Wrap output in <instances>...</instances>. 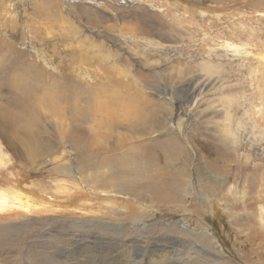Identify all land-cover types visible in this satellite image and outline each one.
<instances>
[{
    "label": "rangeland",
    "instance_id": "obj_1",
    "mask_svg": "<svg viewBox=\"0 0 264 264\" xmlns=\"http://www.w3.org/2000/svg\"><path fill=\"white\" fill-rule=\"evenodd\" d=\"M55 1L0 0V264H264V0Z\"/></svg>",
    "mask_w": 264,
    "mask_h": 264
},
{
    "label": "bare ground",
    "instance_id": "obj_2",
    "mask_svg": "<svg viewBox=\"0 0 264 264\" xmlns=\"http://www.w3.org/2000/svg\"><path fill=\"white\" fill-rule=\"evenodd\" d=\"M238 0H209V2H214L215 4L216 3H218L219 5H217V6H224L225 4L226 5H231V4H234V3H236ZM53 2H54V4L56 5V6H60L59 4H61L60 2H57V1H55V0H53ZM37 3V2H36ZM42 3H44V2H42ZM257 4V3H256ZM262 5H264V3L262 4ZM35 6V5H34ZM37 6V5H36ZM38 8H40L41 10H42V12L41 13H46L47 15H50L51 14V11L52 10H54V9H52L51 7H49L48 6V4L45 2V5L43 4V5H39L38 6ZM205 13V12H204ZM202 14V13H201ZM199 15V14H198ZM128 21V20H127ZM131 24H127V26H126V28L128 29V30H132V27L130 26ZM108 27L109 28H111L109 25H108ZM137 28V27H136ZM142 27H140V28H138L137 29V31H138V33L139 34H143V35H146V34H148L149 32L147 31L148 29H141ZM135 32V31H134ZM132 34V33H131ZM150 36H154V32H151L150 34H149ZM156 35V34H155ZM160 35V34H159ZM158 37V36H157ZM142 38V37H141ZM146 38H148V37H146ZM153 38V37H152ZM151 39V38H150ZM153 42H151V43H155V41L154 40H152ZM159 46V45H158ZM210 70V69H209ZM212 70H214V69H212ZM211 70V71H212ZM124 71V70H123ZM209 72V71H208ZM210 73V72H209ZM123 77V76H122ZM38 79H40V78H38ZM200 79V78H199ZM203 79V78H202ZM76 81V80H75ZM80 82V81H79ZM208 82V81H207ZM199 83H200V81H198V82H196L195 84H194V86L192 87V89L190 90V93H191V101H192V97L195 95V92L196 93H198L197 95L198 96H200L202 93H203V89L205 88V86H203V88H201L200 86H199ZM36 84H37V82H36ZM82 83L80 82V85H81ZM102 84V83H101ZM190 84V83H189ZM207 84V83H206ZM80 85H79V87H80ZM83 85V84H82ZM101 87L100 88H98V95H100L101 96V98H102V101L106 104V106H107V109H108V113H107V118H108V121H110L115 115H116V113L118 112V110L120 109V108H124L127 112H129V116H131V115H134V116H137L138 117V120H141V119H143L145 122L147 121V119H148V117H150L149 115H147L146 113H148V111L146 110V112H145V110L143 109V107H142V105L143 104H140L139 105V103H137L136 101H139V100H137V97L136 98H134V97H132V96H135V95H138V94H140L141 92H140V90L139 91H135L134 93H133V95H129V94H127V96L126 97H128V99H123L124 98V96L121 94V92H122V89L120 88V87H117V86H115V85H110V86H102V85H100ZM65 87V86H64ZM78 87V88H79ZM34 88V87H33ZM66 88H69V84L66 86ZM34 90H37V87L34 89ZM81 90V89H80ZM74 91H75V89H74ZM21 95H24V93H21ZM88 95V94H87ZM142 95V94H141ZM140 96V95H139ZM89 98V97H88ZM87 99V98H86ZM90 99H91V97H90ZM111 99H113V100H115L116 101V103H112L111 102ZM195 99V98H194ZM193 99V100H194ZM84 100V99H83ZM141 100V99H140ZM136 103V104H135ZM141 103V102H140ZM119 106H120V108H119ZM7 111H10L9 113H10V116L12 117V118H10V119H12V122L14 121L15 123H4V124H7V125H16V127H19V125H20V123H24L23 121H22V118L23 117H25V115L24 114H22L19 110H15V109H8ZM146 114V115H145ZM32 119V118H31ZM31 119H29L27 122H29ZM223 121L225 122V125H224V128H226V129H228L229 127H230V124H229V122H230V114H228V113H226L225 115H224V119H223ZM26 122V123H27ZM140 123V122H139ZM106 125V124H105ZM108 125L109 126H111L112 127V125H113V123H108ZM140 125L141 126H143V125H146V123H140ZM136 126H137V123H133V125H132V130H135V128H136ZM140 126V127H141ZM133 137V136H132ZM140 138V137H139ZM167 138V137H166ZM165 138V139H166ZM170 140V139H169ZM170 142V141H169ZM166 144H169V143H166ZM151 150H152V148H151ZM150 150V152L152 153V151ZM154 151V150H153ZM155 151H157L156 149H155ZM154 151V152H155ZM207 151V150H206ZM201 152H202V150H201ZM156 153V152H155ZM153 154V153H152ZM202 155V154H201ZM3 163V162H2ZM185 163V162H184ZM163 183V182H162ZM168 185H169V181H168ZM167 188V187H166ZM166 192V191H165ZM166 194V193H165ZM100 226V225H99ZM187 244V243H186ZM197 247V246H196ZM192 248V247H191ZM187 255V254H186ZM52 257L53 258H55V254H53L52 255ZM187 257V256H186ZM161 262V263H160ZM159 263L160 264H163L162 263V261H160ZM158 263V262H157Z\"/></svg>",
    "mask_w": 264,
    "mask_h": 264
},
{
    "label": "water",
    "instance_id": "obj_3",
    "mask_svg": "<svg viewBox=\"0 0 264 264\" xmlns=\"http://www.w3.org/2000/svg\"><path fill=\"white\" fill-rule=\"evenodd\" d=\"M74 223L72 222L71 225H73ZM85 227H92L91 224L88 223H84L83 224ZM102 225V224H100ZM92 230H83L81 232H76L74 229H70L69 232H64L63 234H57L55 236L54 241V246H53V250L54 253L58 256L59 259L63 260V261H70L71 264H78L76 263L77 258H73L67 254H65V250L69 247V246H73L75 244H82L84 243L85 237H87L88 235H92L90 232ZM131 237H134L135 239L137 238L135 235H131ZM151 239L152 236H149ZM104 239H108V237H104ZM119 240V238H118ZM146 242H149L148 240ZM59 251V252H58ZM52 254V255H53ZM52 255L50 256L51 258Z\"/></svg>",
    "mask_w": 264,
    "mask_h": 264
}]
</instances>
